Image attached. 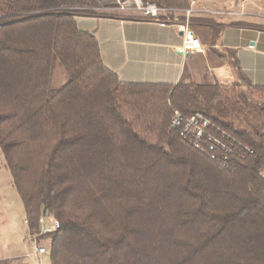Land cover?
Masks as SVG:
<instances>
[{"label":"trees","instance_id":"trees-1","mask_svg":"<svg viewBox=\"0 0 264 264\" xmlns=\"http://www.w3.org/2000/svg\"><path fill=\"white\" fill-rule=\"evenodd\" d=\"M98 1L0 0V151L29 234L50 240L51 264H264V86L240 71L227 85L121 82L76 24L123 17ZM189 23L212 42L223 29ZM174 111L211 121L215 159L170 126ZM41 217L58 229L40 234Z\"/></svg>","mask_w":264,"mask_h":264},{"label":"crops","instance_id":"crops-1","mask_svg":"<svg viewBox=\"0 0 264 264\" xmlns=\"http://www.w3.org/2000/svg\"><path fill=\"white\" fill-rule=\"evenodd\" d=\"M189 6L191 16L211 17L223 25L214 42L209 29L199 25L193 28L201 51H179L181 32L173 25L161 26L138 15L81 16L76 24L93 33L103 64L121 82L227 85L240 82V71L253 85L264 86V29L258 28L264 27V0H189ZM4 186L9 192L13 188V196L19 198L0 153V197L5 196ZM0 203L2 208L13 205ZM4 212L0 211V264H35L29 250L35 241L29 234L25 213L20 220V215L14 219L2 215Z\"/></svg>","mask_w":264,"mask_h":264},{"label":"built area","instance_id":"built-area-1","mask_svg":"<svg viewBox=\"0 0 264 264\" xmlns=\"http://www.w3.org/2000/svg\"><path fill=\"white\" fill-rule=\"evenodd\" d=\"M111 1H113L117 9L120 11L130 10L137 12L142 19L156 22L161 26L167 24L173 25L177 31L181 32L183 38L179 51H201V43L191 29L189 23L192 11L190 6L185 9H175L159 7L149 0ZM170 126L177 129L179 134L188 139L193 147L204 151L211 159H215V147H224L220 140L208 132L209 129L214 128L211 121L199 113L184 117L180 112L174 111ZM222 135H224V133ZM204 138L209 142L207 147L202 145ZM46 220L49 221L48 224H46ZM39 222L40 234L52 233L59 227L58 221L51 217H41ZM33 253L40 257L46 253V249L45 247L34 243Z\"/></svg>","mask_w":264,"mask_h":264},{"label":"rangeland","instance_id":"rangeland-1","mask_svg":"<svg viewBox=\"0 0 264 264\" xmlns=\"http://www.w3.org/2000/svg\"><path fill=\"white\" fill-rule=\"evenodd\" d=\"M98 2H99V6L97 8L98 12H102V13L110 14V15H116V16H123V17L139 15L137 12L130 11V10L129 11H120L119 9H117L115 4L111 0H104V1L99 0ZM62 81H63V72H62L60 67H57L54 74H53V77H52V84H53V86L56 87V86H59ZM261 100L264 102V98ZM4 187H5V190H4L5 196L0 197V199H1L0 202H2L3 204H7L9 202V203H12L13 205L10 207H8L7 205H5V206L2 205L3 208L0 205V208H1L0 211H3V212L5 211L4 214H2V215L6 216V217L11 215L14 219L17 218L16 216L20 215V220H21L24 217V210H23V207H22V204H21L19 198H15L13 196V193H14L13 188H11L12 190L10 189V192H9L8 187L7 186H4ZM8 193H10V194H8ZM5 197H6V199H5ZM16 202L18 203V206L16 205ZM17 208H18L19 212L17 211ZM48 223H49V221L46 220V224H48ZM32 237L34 238V241H36L35 243L37 245L43 246L46 249V253L43 254L42 256L38 257L36 254L33 253V247H31L32 245L30 246L29 250L34 254V263L35 264H40V263L41 264H51L50 258H49V253H48V247L50 244V240L44 239V240L37 242V238L34 235H32Z\"/></svg>","mask_w":264,"mask_h":264}]
</instances>
